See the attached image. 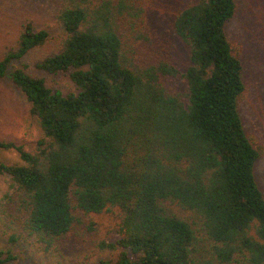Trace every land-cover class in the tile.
<instances>
[{"label":"trees","instance_id":"1","mask_svg":"<svg viewBox=\"0 0 264 264\" xmlns=\"http://www.w3.org/2000/svg\"><path fill=\"white\" fill-rule=\"evenodd\" d=\"M235 10V0H192L175 16L180 72L169 54L144 58L126 44L132 16L121 3L63 0L61 50L35 68L67 78L68 95L13 68L49 39L26 24L0 58V79L25 97L42 138L32 152L0 140L21 161L0 159L8 223L45 253L92 243L107 252L97 264H264L260 153L237 112L242 64L225 34ZM105 214L114 224L99 237L92 217ZM16 259L0 251V264Z\"/></svg>","mask_w":264,"mask_h":264},{"label":"rangeland","instance_id":"2","mask_svg":"<svg viewBox=\"0 0 264 264\" xmlns=\"http://www.w3.org/2000/svg\"><path fill=\"white\" fill-rule=\"evenodd\" d=\"M63 0H0V58L9 48L15 47L26 24L35 30H46L48 41L31 50L13 63V68L23 69L32 77H43L46 86L63 95L75 93V87L67 78H52L35 68L36 63L61 50L66 37L57 15ZM192 0H112L114 6L121 3L126 17L132 16L122 26L127 45H136L143 57L169 54L180 72L184 71L186 49L173 32L175 16ZM233 18L225 26V34L242 64L244 90L237 101V112L243 128L253 145L259 149L254 165V177L264 195V0H235ZM128 13V16L127 14ZM134 30V33L131 31ZM131 33L130 35L128 33ZM139 40H135V36ZM148 40V41H147ZM12 68V69H13ZM42 132L36 118L29 114L25 97L11 84L9 77L0 79V140L22 144L32 152ZM0 159L6 164H21L14 152L1 151ZM9 182L0 176V251L10 250L17 259L9 264H97L107 252H100L94 244L79 242L73 248H61L60 252H43L34 237L10 225L5 219L3 196L9 193ZM92 220L104 237L114 220L107 214L93 216ZM15 237L14 242L10 241ZM114 235L108 236L111 241Z\"/></svg>","mask_w":264,"mask_h":264}]
</instances>
